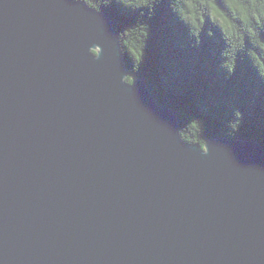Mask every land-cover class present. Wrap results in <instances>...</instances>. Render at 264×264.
<instances>
[{
  "label": "water",
  "instance_id": "water-1",
  "mask_svg": "<svg viewBox=\"0 0 264 264\" xmlns=\"http://www.w3.org/2000/svg\"><path fill=\"white\" fill-rule=\"evenodd\" d=\"M84 0H0V264H264V144L180 135Z\"/></svg>",
  "mask_w": 264,
  "mask_h": 264
},
{
  "label": "trees",
  "instance_id": "trees-1",
  "mask_svg": "<svg viewBox=\"0 0 264 264\" xmlns=\"http://www.w3.org/2000/svg\"><path fill=\"white\" fill-rule=\"evenodd\" d=\"M105 11L133 83L175 111L193 145L264 144V0H84Z\"/></svg>",
  "mask_w": 264,
  "mask_h": 264
}]
</instances>
